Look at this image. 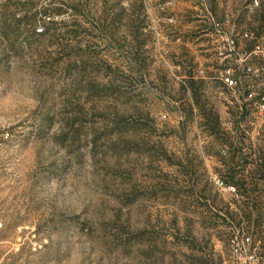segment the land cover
<instances>
[{
	"label": "rangeland",
	"instance_id": "obj_1",
	"mask_svg": "<svg viewBox=\"0 0 264 264\" xmlns=\"http://www.w3.org/2000/svg\"><path fill=\"white\" fill-rule=\"evenodd\" d=\"M223 2L0 0V264H264V112L212 98L238 48L207 37L205 110L173 104Z\"/></svg>",
	"mask_w": 264,
	"mask_h": 264
},
{
	"label": "crops",
	"instance_id": "obj_2",
	"mask_svg": "<svg viewBox=\"0 0 264 264\" xmlns=\"http://www.w3.org/2000/svg\"><path fill=\"white\" fill-rule=\"evenodd\" d=\"M255 0H224V13L228 20L229 28L236 32L237 37L241 32L248 31L253 33V38L250 40H242L238 43V51L240 59L238 65L234 66L235 76L239 79L242 78V83L236 89H228L221 81L218 84V87L215 88V95L212 98H219V103L222 107L225 108V115L227 118L231 116V108H236L239 111L240 115L249 113L254 107L252 100L247 97V93L250 91H255L258 95L262 93V90L259 89L258 83L260 82L259 77L254 75H246L241 69L242 66L252 65L254 67L263 64L264 61V50L261 49V45L264 40V0H257L258 4L254 2ZM191 30H194L192 39H191V49L193 54V62L197 63L196 72L194 74V79L197 81H203L205 87L203 93L208 97V94L212 90L210 83L214 80L215 77H212L207 69L204 75H200L198 72L201 67H203V59L201 52L206 51L210 47V43L216 49L214 40L210 41L207 37H212L218 32L217 23H210L208 27H202L192 24L190 27ZM218 37H223L217 33ZM177 42L182 40V36H176L175 39ZM218 42V41H217ZM259 46V49H255ZM176 61L184 62L182 57H175ZM245 61V62H244ZM241 72L243 73L242 76ZM199 74V75H198ZM185 76L184 78H186ZM246 78H249L248 80ZM218 79V77H217ZM219 80V79H218ZM183 83V82H182ZM183 99L181 101L173 102L174 107L178 106L182 101H186L188 105L193 108V111H197L198 108L195 105L192 93L190 89L184 88L182 90ZM215 102V101H214ZM254 109H256L254 107Z\"/></svg>",
	"mask_w": 264,
	"mask_h": 264
},
{
	"label": "built area",
	"instance_id": "obj_3",
	"mask_svg": "<svg viewBox=\"0 0 264 264\" xmlns=\"http://www.w3.org/2000/svg\"><path fill=\"white\" fill-rule=\"evenodd\" d=\"M157 4V7L164 13H167L171 9H173L176 6V3L178 0H154ZM184 1H200V2H205V0H184ZM256 4H258V1H254ZM168 21L170 23H173V17H169ZM223 24H228V20H225ZM218 27V32L225 37L223 44L218 46L217 49V57L221 61H228L232 59L236 54H237V48H238V40H237V35L234 30H232V34H228L224 32V29L220 28L221 25L217 23ZM43 29H38V31H42ZM253 33L244 31L241 32L240 35L238 36L242 40H250L253 38ZM260 47L257 46L255 49H259ZM245 62V61H244ZM242 72L246 75H254L256 77H262L264 81V64H260L256 67L252 65H245L242 66ZM200 74H204V71L201 70ZM234 73L233 69L230 68H225L223 70V73L221 74V81L222 83L228 88V89H236L239 85H237V81L234 78ZM247 97L252 100L253 105L255 106L256 109L259 110V112L263 113L264 112V91L260 94H256L255 91H250L247 93ZM165 117V115H164ZM216 184H218L220 187H225L228 189L234 190L233 186H227L224 181L220 180L219 178L214 179ZM247 243H250V238L247 237L245 239Z\"/></svg>",
	"mask_w": 264,
	"mask_h": 264
},
{
	"label": "trees",
	"instance_id": "obj_4",
	"mask_svg": "<svg viewBox=\"0 0 264 264\" xmlns=\"http://www.w3.org/2000/svg\"><path fill=\"white\" fill-rule=\"evenodd\" d=\"M43 11L45 12V14H50L49 9H47V8H45ZM15 21L19 22V19H15ZM193 70H194V68L191 67L187 77L183 80L182 90L184 88L190 89L192 96H193V99H194V102H195V105L197 106L198 110L204 111L205 105L207 102L206 96L203 93L205 83L203 81H197L194 79V73H193L194 71ZM189 109L191 112H193V108L190 105H189ZM205 115L207 116V121L209 122L208 123L209 126L210 125L214 126V123L217 122V118H215V120H213L214 123L212 125V123H211L212 121L210 120L208 115L206 113H205ZM259 168L260 169L256 173V176H255L254 181L252 183V185H253L252 191H259L261 194H264V188L260 187V185H259L260 182H264V161H261ZM245 190H246V192L244 194L247 195L246 199L248 201V199H250V196L248 195L249 191L247 189H245ZM259 219H260V217H259ZM258 222L259 221L257 220V223ZM262 232L264 233V231H262ZM263 245H264V240H263Z\"/></svg>",
	"mask_w": 264,
	"mask_h": 264
}]
</instances>
